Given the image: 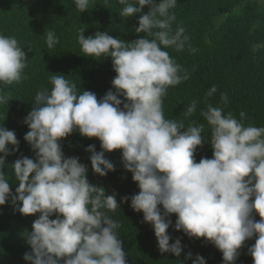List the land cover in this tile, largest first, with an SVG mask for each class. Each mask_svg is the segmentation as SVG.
<instances>
[{"label": "clouds", "instance_id": "1", "mask_svg": "<svg viewBox=\"0 0 264 264\" xmlns=\"http://www.w3.org/2000/svg\"><path fill=\"white\" fill-rule=\"evenodd\" d=\"M118 2L123 17H135L145 6L149 8L135 28L146 36L126 43L100 31L85 38V28L80 29L78 43L86 57L111 58L115 93L109 90L98 100L91 91H78L76 82L66 76L50 75L51 89L37 91L24 119L29 128L24 140L35 160L21 157L12 164L18 183L15 194L3 168L10 154L8 145L12 152L18 151L19 141L14 131L0 127V206L11 198L20 214H39L26 236L31 252L23 259L27 264H60L61 260L63 264H126L118 234L121 225L109 214L119 208L117 193L106 195L103 187L89 183L87 166L62 151L60 142L76 131L99 140L101 151L95 145L86 151L93 173L100 177L115 171L105 153L121 151L123 167L139 189L122 197L121 203L130 200L131 209L143 213L161 253L179 257L183 251L180 238L170 243L174 214V230L213 244L224 264H235L239 250L253 237L248 254L253 264H264V127L246 125L243 111L237 119L211 103L199 110L204 123L193 119L186 127L183 119L165 118L163 98L169 86L189 78L166 50L182 52L190 39L182 25L172 27L176 16L170 10L177 0ZM73 3L83 13L90 0ZM58 42L55 32L47 31V47L52 49ZM259 47L264 45H254L253 50ZM189 50L197 51L190 45ZM27 61L18 40L0 34V84L26 78ZM216 92L213 85L206 96ZM10 100V94L0 88V106ZM220 100L227 104V94L222 93ZM197 109L198 101L193 100L184 117L194 116ZM205 125L210 136L204 135ZM205 142L212 148V158L196 162V150ZM186 259H192L191 252ZM192 264H206V260L196 255Z\"/></svg>", "mask_w": 264, "mask_h": 264}, {"label": "trees", "instance_id": "2", "mask_svg": "<svg viewBox=\"0 0 264 264\" xmlns=\"http://www.w3.org/2000/svg\"><path fill=\"white\" fill-rule=\"evenodd\" d=\"M153 2L158 4L160 0ZM122 7L118 0H90L87 11L81 13L73 0H0V34L14 36L28 60L23 72L26 78L20 83L0 84L11 97L7 106H0V127L14 131L19 141L18 151L12 152V146L8 145L10 154L3 168L13 194L18 183L12 164L21 157L35 160L34 151L24 140L29 131L24 119L34 106L37 91L51 89L50 75L66 76L76 82L78 91H91L98 100L109 90L115 93L112 80L116 73L111 58L86 57L78 43V34L85 28V38L97 31L107 32L126 43L144 38L146 34L136 33L135 28L139 26L140 15L146 14L149 8L145 6L135 17H123L120 16ZM170 11L176 16L173 29L182 25L190 39L182 52L166 50L188 71L189 78L169 86L163 98L165 118L183 119L186 127L193 119L204 123L199 110L211 103L223 107L225 114L232 112L237 119L243 111L246 125L264 127V47L253 50L254 45H264V0H177L176 7ZM49 30L59 38L52 49L46 44ZM189 45L197 51L191 52ZM213 85L217 86V92L207 97ZM222 93L228 96L227 104L221 103ZM119 98L124 100L122 96ZM193 100L198 101L197 113L185 118L184 111ZM204 135L210 136L207 125ZM60 143L65 157H78L87 166L89 183L103 187L106 195L117 193L119 208L109 214L121 225L118 234L126 264H192L196 255L204 257L206 264H224L222 253L213 244L175 231L174 214L170 217L173 226L168 230L172 237L170 243L180 238L183 251L179 257L160 252L154 229L143 222V213L134 212L130 200L121 203L122 197H130L139 189L131 173L123 167L120 150L105 153L114 163L115 171L100 177L93 173L90 153L86 151L89 145L101 151L98 139L84 138L74 131ZM212 154L210 144L205 142L197 148L195 160L210 159ZM18 206L12 204L11 198L0 206V264H27L23 256L31 252L26 236L39 214L24 216L14 210ZM254 216L257 221L260 219L255 213ZM55 218V215L50 217ZM254 243L255 237L245 241L235 264H253L248 248ZM188 252L192 253V259H186Z\"/></svg>", "mask_w": 264, "mask_h": 264}, {"label": "bare ground", "instance_id": "3", "mask_svg": "<svg viewBox=\"0 0 264 264\" xmlns=\"http://www.w3.org/2000/svg\"><path fill=\"white\" fill-rule=\"evenodd\" d=\"M179 4V3H178ZM172 12V11H171ZM142 15V14H141ZM8 109V108H7Z\"/></svg>", "mask_w": 264, "mask_h": 264}]
</instances>
